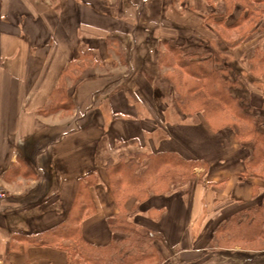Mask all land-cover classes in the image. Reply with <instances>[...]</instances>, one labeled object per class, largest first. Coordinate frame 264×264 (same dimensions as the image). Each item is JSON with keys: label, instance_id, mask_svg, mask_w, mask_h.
<instances>
[{"label": "crops", "instance_id": "1", "mask_svg": "<svg viewBox=\"0 0 264 264\" xmlns=\"http://www.w3.org/2000/svg\"><path fill=\"white\" fill-rule=\"evenodd\" d=\"M242 1L0 0V264H69L63 249L32 238L82 214L80 237L107 246L109 222L136 206L135 217L153 225L140 229L154 230L170 259L185 264L232 216L264 213V157L247 168L252 154L242 137L197 115L169 123L162 105L171 100L162 69L175 65L162 59L172 47L213 50L243 72L259 70L264 24L236 38L237 47L202 24L212 17L224 32L239 30L250 18ZM148 40L155 47L146 53L138 43ZM243 86L264 117V77ZM56 103L62 107L51 111ZM135 153L195 160L201 181L191 195H152L143 204L128 196L125 203V186H112L117 175L108 168ZM85 193L89 206L80 208Z\"/></svg>", "mask_w": 264, "mask_h": 264}, {"label": "trees", "instance_id": "2", "mask_svg": "<svg viewBox=\"0 0 264 264\" xmlns=\"http://www.w3.org/2000/svg\"><path fill=\"white\" fill-rule=\"evenodd\" d=\"M262 1V0H256ZM264 1V0H263ZM246 11L247 19L250 17V11L244 8ZM252 13V12H251ZM243 16V15H242ZM173 49L171 58L162 59L165 65H175L180 68L185 74L193 78L199 83V90L204 91V95L214 101L213 107L205 108L201 112L202 118L210 123L211 118L209 116L212 111L217 113L225 112L227 110L229 117L234 120L231 124L230 130L235 133L236 136L242 137L245 144L251 151V158L247 161V168H251L259 159L264 157V117H259L255 113V110L251 107L249 95H247L245 87L243 86L244 79L248 82L249 79H253L254 74H258L256 69L250 68L248 73L236 68L232 63H229L218 52L210 50V54H201L194 51L186 52L184 49L178 48L180 52ZM203 55V56H201ZM264 61V55L262 56ZM166 88L172 89V93L175 97V102H179L177 107L181 113L183 109L180 107L181 96L176 91L175 84L170 80L166 81ZM107 89H111L106 88ZM197 95V94H195ZM64 106L69 104L64 103ZM211 106V105H210ZM61 104H54L51 111L59 109ZM230 111V112H229ZM221 116L220 114H218ZM217 115V116H218ZM207 117V119H206ZM217 119V118H216ZM219 119V118H218ZM210 120V121H209ZM220 120V119H219ZM212 123V122H211ZM212 126V125H211ZM199 163L195 160L185 159L177 153H159V154H130L123 156L121 161L109 166V172L117 175V178L111 180L112 186L124 185L125 192H134L142 196V193L136 191L139 187H143V183L146 182L147 176L150 177L155 171H160L157 174H161L157 182L168 180L170 177V171L168 169H175L179 171L181 169L187 170L189 168L194 169L198 167ZM168 177V178H166ZM91 185L92 181L86 182L83 186ZM140 185V186H139ZM82 199V198H81ZM89 206L87 200V194L83 195L82 201L79 203V207ZM257 214V213H256ZM261 215V214H257ZM257 215H247V217L232 216L225 223H223L214 233V240L219 243V235H224L228 232L233 234L232 237L240 236L248 238L251 235L261 233L263 224L260 222L256 224ZM83 218L80 214L78 217H72L69 215L67 219L57 228L48 230L42 234H39L32 238L33 244H52L63 249L69 256V264H126L128 260L134 257V261L139 256H145L141 245L136 243L134 239H130L127 242L125 236L116 238L117 233L125 234V212L115 215L109 222V227L113 233L112 241L103 247H94L84 241L79 235L78 223ZM261 226V227H260ZM127 228V227H126ZM144 231V232H143ZM136 239L148 238L149 240H158V236L154 231L149 229L136 230ZM231 238V237H230ZM212 241L208 244L210 245ZM133 242L136 247H133ZM125 248L127 249L125 252ZM150 250V248H149Z\"/></svg>", "mask_w": 264, "mask_h": 264}, {"label": "rangeland", "instance_id": "3", "mask_svg": "<svg viewBox=\"0 0 264 264\" xmlns=\"http://www.w3.org/2000/svg\"><path fill=\"white\" fill-rule=\"evenodd\" d=\"M212 3V2H211ZM210 3V4H211ZM242 5L244 8H247L250 11V18L244 21L242 23V27L240 26L237 31H228L224 32V30L220 27H217L216 25L213 24L212 22V17L210 14H207L208 11L206 8L202 11V14L205 15V17L210 16V18H207L205 21H203V27L204 28H210L211 31L213 32L211 35L212 36H217L216 33L221 34L227 40V43L231 45V47H237V40L242 39L245 36H248V34L253 32L256 28H260L263 26L264 22H262L264 18V6H255L251 4L248 0H243ZM213 5V4H211ZM231 5V3H229ZM217 8V7H216ZM252 12V13H251ZM264 21V20H263ZM247 23V24H246ZM246 24V25H245ZM201 29V25H200ZM264 32V29H263ZM236 42V43H235ZM241 42V41H240ZM147 44H140L138 43V46H141L142 48L145 49L146 53L150 52L147 50V48H154L155 47V41L153 40H148ZM161 48L163 52V48L161 46H158ZM161 51V52H162ZM145 56V55H144ZM149 58V57H148ZM143 59L147 60V57H143ZM258 62H262L263 60L261 59L260 56H258ZM259 65V70L258 74H254L255 77L257 78H263L264 77V69ZM245 73H248L250 70L248 66H245ZM262 68V69H260ZM163 74H165L166 79L170 80L171 83L175 84V86H178V88H175L176 91L180 94L181 96V103L180 107L181 111L184 113H181L179 111V108L177 107L176 104L179 105V102H175V97L174 94L171 92L172 89L170 88H163L166 92V94H169L171 96L170 103L167 104H162L163 108L167 107L168 109L166 110L168 113H166V118L165 121L169 123H178L181 124L184 121L185 122H192L193 116L197 115L202 119V114L203 110L205 108L210 109V107H213L214 101L209 100L205 95L203 90L198 91L199 83L194 80L193 78L189 77L187 74H185L182 70H180L179 67L174 66L170 70H164L162 69ZM168 85V84H167ZM164 94V92H163ZM197 94V95H195ZM211 105V106H210ZM225 113L224 115L220 114L219 112L217 113L216 111H212L209 116L211 118L210 125L213 127L217 128H222V127H228L231 128V124L234 123V120L229 117V114L226 109H224ZM169 112L172 114L171 116L169 115ZM174 112H178L180 116H174ZM230 112V111H229ZM220 114L221 116H219ZM218 115V116H217ZM217 118V119H216ZM220 120H219V119ZM207 119V117H206ZM194 121V120H193ZM212 122V123H211ZM138 154V153H137ZM144 154V153H140ZM148 155V154H144ZM170 171V172H169ZM160 171H155L152 176L146 178V182L143 183V187H139L138 190L139 193H142V196L138 193L134 192H125V203L128 202V196L131 198H134L137 202L140 203H146L149 201L150 197L152 195H165V194H170L177 192L178 194H184L186 193L187 195L192 194V190L195 188L196 184L201 181V176L202 174L197 177L192 170V168H189L187 170H179L178 172L175 171V169H168V172L170 173V177L168 180L164 179L163 181L157 182L158 180L157 177H159L161 174H157ZM245 178H249L248 174L245 176ZM140 186V185H139ZM144 205H140V209L143 208ZM264 206V205H263ZM138 206L134 207V209L130 212H125V234L117 233L116 238H120L125 236V241L127 242L130 239H134L136 243L141 245V248H143V252H145V256H139L136 261H134V257L128 260L126 264H184L180 263L178 260L170 259V254H168L159 244L158 240H149L148 238H137L136 239V230L139 228H143L144 226H151L153 227L152 224H149V219L147 216L146 218H141V217H135V214L138 212L137 211ZM129 213H131L129 216ZM160 215H156L154 217L155 221H158ZM135 217L134 220H132ZM152 217L150 216V219ZM260 222L263 224L261 228V233L251 235L248 238H241L240 236L237 237H232L233 234H229L228 232L224 235L220 234L219 235V243L214 240V243H212L208 246V248L201 252V253H192V255H187L188 257V262L185 264H264V213H261V215H257L256 219V224ZM207 223L205 225L207 226ZM202 223L200 224V227H202ZM127 227V228H126ZM205 227V226H203ZM261 227V226H260ZM154 231V230H152ZM144 232V231H143ZM231 237V238H230ZM207 237L204 238L202 241H206ZM133 247L135 246V243L133 242ZM150 248V250H149ZM125 248V252H126ZM173 258V257H172Z\"/></svg>", "mask_w": 264, "mask_h": 264}, {"label": "built area", "instance_id": "4", "mask_svg": "<svg viewBox=\"0 0 264 264\" xmlns=\"http://www.w3.org/2000/svg\"><path fill=\"white\" fill-rule=\"evenodd\" d=\"M5 199H6V192L4 190V187L0 179V202H3Z\"/></svg>", "mask_w": 264, "mask_h": 264}, {"label": "bare ground", "instance_id": "5", "mask_svg": "<svg viewBox=\"0 0 264 264\" xmlns=\"http://www.w3.org/2000/svg\"><path fill=\"white\" fill-rule=\"evenodd\" d=\"M224 113H225V112H222V113H220V114L224 115Z\"/></svg>", "mask_w": 264, "mask_h": 264}]
</instances>
